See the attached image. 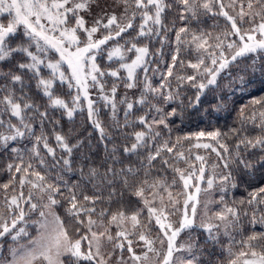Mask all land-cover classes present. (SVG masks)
<instances>
[{"label":"snow or ice","instance_id":"6c2138e0","mask_svg":"<svg viewBox=\"0 0 264 264\" xmlns=\"http://www.w3.org/2000/svg\"><path fill=\"white\" fill-rule=\"evenodd\" d=\"M257 82L264 0H0V264H264Z\"/></svg>","mask_w":264,"mask_h":264},{"label":"trees","instance_id":"16d2710c","mask_svg":"<svg viewBox=\"0 0 264 264\" xmlns=\"http://www.w3.org/2000/svg\"><path fill=\"white\" fill-rule=\"evenodd\" d=\"M217 19H219L221 26H223L225 22L223 21L222 18L208 19L207 25H204V26L210 27ZM223 83H226V81H222V84ZM121 92H123V89H121ZM222 94L227 95V91L225 90ZM260 96H264V89H262V86L260 85V83L257 82L256 84L252 85L250 89V95H245L241 99L240 94L237 93V95L233 97V99L236 101L235 106H234L235 110H233L226 118L222 116L219 119L204 120L202 117H199L194 114L190 120L185 122V125L183 127V132L192 133V132H196L200 130L211 131L214 128H219L221 131L227 132L229 128L233 126H238V125H235V121L237 120V113H238L239 108L242 105L247 104L251 98L260 97ZM205 106H207V104ZM65 123L67 125V121H65ZM73 126L76 127L77 129L87 128L88 131L92 130L91 126L87 124L86 113L83 114V117L81 116V114H77L75 117V123ZM85 135H87V133H85ZM229 143H231V141H229ZM200 151H203V150H200ZM211 159H215L214 154H211ZM8 162H9L8 158L0 154V182H6L8 179V173L2 170L6 167V164ZM169 175L171 174L169 173ZM257 186L258 185L256 181L249 180L248 178L245 177L243 178V182L241 183V186L238 189L234 190V195L237 198L241 196H247V191L245 189L246 188L251 189ZM213 198L218 199L219 193H213ZM229 199H231V197H229ZM58 214H60L61 216H64L63 207L58 208ZM32 231H33V235H35V230L33 229ZM237 239H239V237H237ZM219 251L220 249L219 247H217V252L219 253ZM213 259L217 260V259H223V258L220 256H217V257H214Z\"/></svg>","mask_w":264,"mask_h":264},{"label":"rangeland","instance_id":"374dc122","mask_svg":"<svg viewBox=\"0 0 264 264\" xmlns=\"http://www.w3.org/2000/svg\"><path fill=\"white\" fill-rule=\"evenodd\" d=\"M111 2V0H109V3ZM201 208H202V206H201ZM137 251H139V249H137Z\"/></svg>","mask_w":264,"mask_h":264}]
</instances>
